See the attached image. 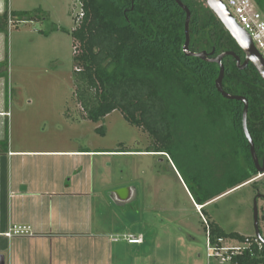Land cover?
<instances>
[{
    "label": "trees",
    "instance_id": "obj_1",
    "mask_svg": "<svg viewBox=\"0 0 264 264\" xmlns=\"http://www.w3.org/2000/svg\"><path fill=\"white\" fill-rule=\"evenodd\" d=\"M180 1L191 12L192 52L211 58L234 52L244 61L243 51L204 0ZM253 1L264 15V0ZM82 9L84 17L71 32L80 111L94 123L120 111L153 139L145 152L116 153L160 154L180 162L201 207L260 175L243 128L245 104L217 90L218 64L184 53L186 12L176 0H82ZM42 12L7 11L0 16V33L8 37L20 18L32 21ZM222 64L224 91L249 103L248 130L262 165L264 80L252 64L241 70L232 56ZM7 66L8 58L0 67ZM206 230L213 243L220 238L228 244L251 242L232 264H264L263 235L259 248L257 237L225 231L216 221L207 219Z\"/></svg>",
    "mask_w": 264,
    "mask_h": 264
},
{
    "label": "rangeland",
    "instance_id": "obj_2",
    "mask_svg": "<svg viewBox=\"0 0 264 264\" xmlns=\"http://www.w3.org/2000/svg\"><path fill=\"white\" fill-rule=\"evenodd\" d=\"M5 3L13 11H43L32 21L20 18V22L11 27L8 37L4 35L10 64L0 71L6 74L1 77L7 81L8 91L14 98L17 93L13 85L24 81L28 86L29 101L33 100V105L25 111L26 119L20 124L21 128L35 130L44 128L47 123L51 130L46 138L55 141L56 145L61 138H67L68 145L73 147L82 144L99 150L147 151L153 139L128 123L120 111L94 123L78 108L71 32L81 11L79 0H5ZM55 27L59 29L52 32ZM14 109L15 116L20 117L16 105ZM23 118L20 117V122ZM58 125L65 128L64 132L57 129ZM100 128L103 130L99 131ZM159 155H112L108 158L112 168H105V178L99 175L96 181L94 194L105 193L111 200V194L127 189H134L137 197L139 194V199L132 202L128 210L113 200L112 210L97 202L98 213L101 212L104 219L103 227L112 228L118 237L115 264H232L219 259L208 261L207 219L216 221L225 231L256 237L253 201L256 194L249 183L258 180L255 184L264 195V174L212 201L202 211L195 207L192 183L185 177L181 163ZM263 205L259 200V228L264 236ZM128 231L141 233L146 238V245L129 246L123 240V234Z\"/></svg>",
    "mask_w": 264,
    "mask_h": 264
},
{
    "label": "crops",
    "instance_id": "obj_3",
    "mask_svg": "<svg viewBox=\"0 0 264 264\" xmlns=\"http://www.w3.org/2000/svg\"><path fill=\"white\" fill-rule=\"evenodd\" d=\"M7 8L5 0H0V16L13 12ZM4 35L0 33V65L7 58L9 65ZM4 70L5 67L0 68ZM7 85L0 76V255L4 256L5 264H115L118 237L111 225V229L103 227L97 202L111 210L115 205L105 193L94 192L99 175L105 178V168H112L108 158L130 153L91 149L82 144L73 147L68 145L67 138H61L56 145L46 138L51 130L47 123L35 130L21 128L25 111L33 105V100L29 101L24 81L13 85L16 98ZM15 105L21 113L18 115L24 117L21 122L14 114ZM56 127L60 132L65 130ZM136 194L133 191L114 198L120 207L128 210L139 199ZM226 195L229 194L213 201ZM208 204L195 207L200 210ZM13 226H28L32 234L6 237L5 233ZM127 235L142 237L143 243L131 245ZM123 240L132 247L146 245V238L132 231L123 234Z\"/></svg>",
    "mask_w": 264,
    "mask_h": 264
},
{
    "label": "water",
    "instance_id": "obj_4",
    "mask_svg": "<svg viewBox=\"0 0 264 264\" xmlns=\"http://www.w3.org/2000/svg\"><path fill=\"white\" fill-rule=\"evenodd\" d=\"M204 1L207 7L216 15L219 21L224 25L225 29L229 32L231 37L238 44L239 48L243 51L245 55V61L244 63H242L241 58L237 56L234 52H226V53L219 55L216 58H209L207 52H201V53L192 52L190 50V30H189L191 12L180 0H176L179 6L186 12V22H185L186 41L183 47V51L189 57H196V58H199L209 63L218 64L220 66L221 71H220V76L218 80L216 81L217 90L227 99L238 100V101L244 102L245 104L244 113H243L244 132L249 141L252 158L257 167V170L259 174H264V160H263L262 165H260L259 159L256 155L253 139L248 130L247 118H248L249 103L243 97H237V96H233V95L226 93L222 85L224 74H225V68H224V65L222 64V61L226 56L234 57L237 61V65L239 66L241 70L247 68V66L252 64L256 68V70L258 71V73L260 74L263 80H264V60L259 54V52L257 51V49L255 48L250 36L235 22L233 16L231 15V13L229 12L227 7L221 0H204ZM133 191L135 190L127 189L124 191L115 192L114 194H111L110 197L112 198L113 201L117 203V201L114 198V195L127 194ZM254 221H255V228H256V237L262 241L263 240L262 234L259 229V210H258V205H257V199L255 200V203H254ZM0 264H5V259L3 255H0Z\"/></svg>",
    "mask_w": 264,
    "mask_h": 264
},
{
    "label": "built area",
    "instance_id": "obj_5",
    "mask_svg": "<svg viewBox=\"0 0 264 264\" xmlns=\"http://www.w3.org/2000/svg\"><path fill=\"white\" fill-rule=\"evenodd\" d=\"M235 22L250 36L255 48L264 60V15L257 8L253 0H221ZM81 11L75 18V23L84 17L82 9V0H79ZM12 24V22H11ZM264 176V175H263ZM32 234V230L28 226H13L6 233L8 238L18 236H29ZM126 240L131 245H140L143 243L142 237H135L127 235ZM256 244L259 248H262L263 242L256 238ZM251 242H246L242 246H231L224 239L220 238L217 242L213 243L210 239L209 232H207L206 239V253L207 258L219 259L223 262H232L233 258L237 255H241L245 248L249 246Z\"/></svg>",
    "mask_w": 264,
    "mask_h": 264
},
{
    "label": "flooded vegetation",
    "instance_id": "obj_6",
    "mask_svg": "<svg viewBox=\"0 0 264 264\" xmlns=\"http://www.w3.org/2000/svg\"><path fill=\"white\" fill-rule=\"evenodd\" d=\"M209 58H211V57H209ZM244 61H245V59H244ZM244 61L242 62V63H244ZM248 67V66H247ZM254 181H256V180H254ZM257 182V181H256ZM252 187L253 188H255L254 190H255V193L254 194H256V196H255V198H254V203H255V200L257 199V205H258V201L259 200H261V201H263V203H264V195H262V193L260 192V189H259V187L257 186V184H255L254 182H253V184H252ZM264 206V205H263ZM261 219H262V222L264 223V208H263V214L261 215ZM261 220H260V216H259V222H260Z\"/></svg>",
    "mask_w": 264,
    "mask_h": 264
}]
</instances>
